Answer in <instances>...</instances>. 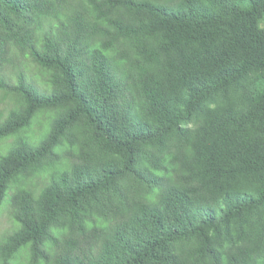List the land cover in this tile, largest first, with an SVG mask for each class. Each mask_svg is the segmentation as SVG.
Instances as JSON below:
<instances>
[{
    "label": "trees",
    "instance_id": "obj_1",
    "mask_svg": "<svg viewBox=\"0 0 264 264\" xmlns=\"http://www.w3.org/2000/svg\"><path fill=\"white\" fill-rule=\"evenodd\" d=\"M263 17L0 0V264H264Z\"/></svg>",
    "mask_w": 264,
    "mask_h": 264
},
{
    "label": "rangeland",
    "instance_id": "obj_2",
    "mask_svg": "<svg viewBox=\"0 0 264 264\" xmlns=\"http://www.w3.org/2000/svg\"><path fill=\"white\" fill-rule=\"evenodd\" d=\"M262 20L263 21L261 22V26L264 27V17ZM231 96L233 98H235V96L232 95V93H231ZM224 99H225V94L219 93V94L215 95L212 99L207 101L205 104H203L200 110L206 111L208 108H214L218 104H222L224 102ZM9 104H10V102L6 99L3 100L2 96L0 94V110L8 108ZM53 113L56 114L55 110L53 111ZM201 118H202L201 113L195 114L193 116L192 121L189 123V127L196 126V124L198 123V121H200ZM50 119H52V118L50 117ZM9 211H10V207L7 205H4L0 209V240H1V237L3 236V234L8 232L12 226V220L10 218ZM232 228L235 229V226H233ZM12 264H25V262H23L21 260H14V261H12Z\"/></svg>",
    "mask_w": 264,
    "mask_h": 264
}]
</instances>
